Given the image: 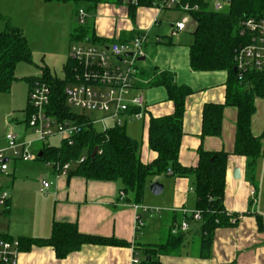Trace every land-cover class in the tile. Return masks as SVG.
Listing matches in <instances>:
<instances>
[{
    "label": "crops",
    "instance_id": "obj_1",
    "mask_svg": "<svg viewBox=\"0 0 264 264\" xmlns=\"http://www.w3.org/2000/svg\"><path fill=\"white\" fill-rule=\"evenodd\" d=\"M11 1L23 6L27 5L24 8L27 11L32 6L35 7L42 16L41 19H44L48 13L59 9L58 4L68 3L44 0ZM81 2L83 4H78V8L82 7L87 12L84 25L90 26L96 39L78 42H89L95 45H106L112 41L127 42L139 32L146 30L149 32L154 27H160L163 19L169 28L164 34L151 35L153 37L151 40H149V35L144 45L145 58L143 61L146 62V66H139L137 76L140 80L139 86L144 92L146 115L140 120L127 121L143 122L140 141L137 140V135L128 134L139 142L141 160L148 163L156 157V153L148 146L149 118L169 115L174 111V104L168 99L166 88L149 84L153 77L152 69L172 72L178 85H186L192 90L184 102L179 163L185 167L196 166L199 148L206 151L223 150L228 153L223 204L228 214L237 216V223L215 230L210 256L203 258L198 256L199 244L196 234L200 224L197 220L189 221L191 231L188 233L180 254L160 256L161 264H264V155L256 159L255 168L251 172L247 167L246 157L232 153L237 115V108L234 106L224 107L221 132L218 136L201 137L203 106L206 103L224 101L227 72L225 70L194 71L190 68L189 44L192 41V34L190 32L191 39H187L184 35L190 20L182 31L170 35L171 26L175 20L169 21V18H163L160 13L157 24L152 25L156 10L151 9L150 11L148 6L128 8L120 4L119 0L100 1L94 5L91 1ZM146 11L150 13L145 23L146 30H144V25H140L136 18L138 13L141 16ZM75 13L77 14L76 10ZM105 13L109 14L108 16L116 15L118 17L116 21L119 20L110 29H106L102 21L96 22V14L103 16ZM70 28L67 29L66 34L71 37L73 28ZM42 67L48 68L52 73L48 65L41 66V69ZM147 72L149 74L144 77ZM27 77H32L33 80L35 77H25L30 90L32 82L27 80ZM255 104L256 112L252 116L251 130L257 136L264 134V114L259 112V109H264V97L257 98ZM29 112L30 108L28 109L27 106V118ZM262 147L264 148V135ZM8 163L9 174L4 177L3 183L8 191L9 199L7 208L3 212L1 226V232L5 237L46 238L51 234L54 221H68L76 223L78 230L82 233L114 237L128 243L126 246L83 244L80 249L64 258H57L51 246L32 245L28 250H20L17 264H131L134 251L141 259L139 250L136 249L138 245L161 242L166 235L165 231H162L163 227L166 226L165 229L168 230L173 222H180L186 213L195 208V195L193 201H188V194L194 188L191 183L195 184L194 175H165L174 176L169 180L161 179L163 176L152 177L149 184L154 181L168 183L170 198L167 201L162 198L152 199L150 202H154L152 203L154 206H163L166 211H161L156 220L149 214L152 231H136L134 229L136 215H140L142 219L144 215L140 213V207L135 208L134 203H126L124 196L120 195L122 187L120 181H99L86 179L79 175H69L68 172L73 168L71 167L66 175L58 177L54 170H51L48 179L50 186L46 192L42 191L47 195L48 201L44 209H39L37 204L33 205L28 199L31 189L29 184H24L22 178L15 177L16 161L10 159ZM235 169L238 170L236 175H234ZM42 180L45 179L40 180L41 187ZM164 185L161 194L165 190L166 184ZM251 191H254V194H251ZM158 223H160L159 227Z\"/></svg>",
    "mask_w": 264,
    "mask_h": 264
},
{
    "label": "trees",
    "instance_id": "obj_2",
    "mask_svg": "<svg viewBox=\"0 0 264 264\" xmlns=\"http://www.w3.org/2000/svg\"><path fill=\"white\" fill-rule=\"evenodd\" d=\"M44 1L75 3L91 1L94 5L100 1L117 0ZM190 2L198 3L200 6L198 11L190 13V20L194 21V28L191 31L192 41L189 44L190 68L194 71L225 70L227 72L224 101L206 103L203 106L201 137L218 136L221 132L224 107H236L235 141L232 153L246 157L247 167L253 172L256 159L264 155L262 147L264 134L256 136L251 130L252 116L256 112V99L264 97V70H250L239 79L234 72V56L239 48L249 42L248 35L242 32L244 19L249 16H264V0H230L220 11L207 8V3L202 0H190ZM95 39L90 26L78 24L72 29L71 40L94 41ZM20 61L32 62L30 45L21 28L6 22V27L0 31V91L10 89L16 79V65ZM72 68V63L67 59L63 66L65 74L63 78L50 73L46 67H42V75L35 78L45 81L51 89L47 112L58 120H72L78 127L77 132L70 139L61 140L58 146L45 144L39 150L42 156L37 158L65 163L75 162L84 156V160L68 172L69 175H79L99 181H120L125 202L134 204L143 201L145 190L152 177L167 174L194 175V210L200 211L201 214V219L198 221L200 226L196 231L199 244L198 256L209 257L215 230L219 227L235 225L238 218L234 214H228L223 204L228 157L226 151H206L199 148L196 166L185 167L179 163L184 102L192 90L186 85H178L174 74L168 70H151L153 77L149 84L166 88L168 99L174 104V111L169 115L149 118L148 146L156 153V157L151 162L145 163L139 155V142L129 136L122 125L114 124L98 132L85 114H77L67 105L64 89L71 82ZM148 74L145 73L144 77ZM27 80L34 82L32 77H27ZM95 147L97 151L92 157L91 153ZM184 218L188 221L193 220L190 214L184 215ZM190 231L173 235L169 228L161 242L138 245L136 249L141 255L139 264H161L160 256L179 255ZM19 240L20 250H28L32 245L51 246L57 258L66 257L80 249L83 244L128 245L126 241L114 237L82 233L76 223L68 221H54L49 237Z\"/></svg>",
    "mask_w": 264,
    "mask_h": 264
},
{
    "label": "built area",
    "instance_id": "obj_3",
    "mask_svg": "<svg viewBox=\"0 0 264 264\" xmlns=\"http://www.w3.org/2000/svg\"><path fill=\"white\" fill-rule=\"evenodd\" d=\"M207 3V8L220 11L227 5V0H202ZM119 3L128 8L140 6L152 7L156 15L152 25L157 24L159 14L164 10H177L183 16L174 21L170 35H175L186 27L190 20V13L198 11V3L190 0H119ZM78 24L86 22L87 12L84 8L77 9ZM243 33L249 37V42L239 48L234 56V67L237 77L250 71L264 70V16H249L243 21ZM149 37L148 30L137 33L130 41H112L109 44L95 45L93 43L78 42L70 46L68 60L72 63L71 82L65 87V101L71 107H79L83 110L99 111L104 114L100 119L113 120L115 125H122L128 120L143 119L146 115V104L143 88L139 86V58H145L144 45ZM159 40V38H158ZM51 89L49 85L40 79L34 80L29 91L30 112L27 118L28 127L32 128L35 138L20 141L15 133L5 135L6 145L0 149V264H17L20 253V240L7 238L1 232L3 212L7 208L9 194L3 179L9 174L10 159L34 160L38 154L32 152L36 141H46L50 136H58L61 140L70 139L78 127L72 120H58L47 112L50 105ZM71 142V141H70ZM84 160V156L75 162L60 163L50 161L56 176L66 175L71 167ZM170 173V172H168ZM42 191L46 192L50 183L41 181ZM254 194V191H251ZM124 196L123 192H120ZM140 207L144 212L153 209ZM186 213V212H184ZM193 220L201 219L200 211L193 210L189 213ZM144 223L140 215H136L134 229L141 230ZM189 230V221L185 218L180 222H173L170 232L177 235ZM137 252L131 258V264H139Z\"/></svg>",
    "mask_w": 264,
    "mask_h": 264
},
{
    "label": "rangeland",
    "instance_id": "obj_4",
    "mask_svg": "<svg viewBox=\"0 0 264 264\" xmlns=\"http://www.w3.org/2000/svg\"><path fill=\"white\" fill-rule=\"evenodd\" d=\"M78 4L81 5L83 3L81 1H78L77 3L70 1L68 3L58 4L60 6L59 9L48 13L44 19H41L40 17L42 16L33 6L27 11L24 9L27 7V5L23 6L22 4L11 0H0V31L4 29L5 22H9L11 25H17L20 27L28 40L32 53V62H18L15 69V75L17 76V79L12 82L10 89L8 91H0V149H2L1 147L3 146L5 147V135L9 132L15 133L20 141L35 138L33 129L28 127L26 123V108L29 105L28 96L30 90L29 84L25 80V77H40L42 75L41 66L43 65H48L51 72L58 77H64L65 74L63 70V63L67 58L68 50L72 44L78 43L76 40H71L70 35L66 34L68 33L67 29L70 27V29H72L78 25V19L75 13V10L77 11L78 9ZM149 8L150 11H152L151 9L155 10L152 7ZM149 13L150 12L146 11L141 16L138 15L139 13L137 14L136 20H139L138 23L140 25H144V30H146L145 23L148 21L147 17ZM108 15L109 14L105 13L103 16L99 14L97 16L96 14V22L100 23L102 21L103 26L106 29H110L113 27L114 23L119 21H116L118 18L116 15ZM161 16L163 18H169V21H176L180 19L183 14L180 11L171 9L162 11ZM162 22L163 23L160 27L158 26L150 29L148 32L150 35L149 40H151L153 38L152 36L155 34H164L167 29L169 30L164 19ZM193 28L194 21L190 20L187 24V31L184 33L187 39H191L190 32L193 30ZM138 65L146 66V62L141 60L138 62ZM71 109L77 114H85L93 122V127L98 132L114 126L113 120L108 119L104 122L101 121L100 119L104 116V114L99 111L83 110L79 107H71ZM259 112L264 114V109H259ZM122 126L124 127L127 134L137 135V140H141V134L143 130L142 121L125 122L122 124ZM60 141L61 139L58 136H50L44 142L36 141L33 144L32 152L37 154L45 144L58 146ZM15 161V177L22 178L24 180V184H29V188H31L28 196V199L31 201L30 203L33 205L37 204L39 209H44L48 199L47 195L42 192L40 180L44 178L46 181H48L50 172L53 170L52 164H49L51 160H43L39 158L34 160H26L20 158L16 159ZM162 176L163 177L161 179L167 180L174 177L172 175ZM160 183L163 184V186L166 184L164 192L158 196L152 195L148 186L146 188L148 191H145L143 201L139 204L141 207L153 209L152 211L147 212L142 211L141 208L139 209L140 213L144 215L142 219L144 223V226L141 228L142 232L152 231V223L149 221L150 219L148 217L149 214H151V216H153V218L156 220L158 214L165 210V207L154 206V204H152L154 202L151 203L150 201L156 198H162L164 201H167L168 198H170L168 183ZM191 186L193 188L195 184L191 183ZM193 190L190 194H188L189 202L193 201L195 195ZM159 224L160 223H158V227ZM165 228L166 226L163 227L162 231L167 233V229Z\"/></svg>",
    "mask_w": 264,
    "mask_h": 264
},
{
    "label": "water",
    "instance_id": "obj_5",
    "mask_svg": "<svg viewBox=\"0 0 264 264\" xmlns=\"http://www.w3.org/2000/svg\"><path fill=\"white\" fill-rule=\"evenodd\" d=\"M230 0H227L229 2ZM139 60H144V57L139 58ZM236 71V68L234 67V72ZM97 151V147H95L91 153V156L93 157ZM42 156V152H38V157ZM238 173V170H234V175ZM149 190L153 195H159L161 194L163 190V184H161L159 181H154L149 184Z\"/></svg>",
    "mask_w": 264,
    "mask_h": 264
}]
</instances>
